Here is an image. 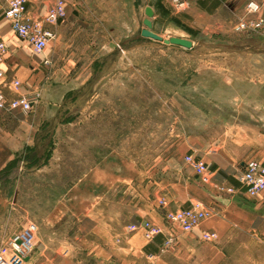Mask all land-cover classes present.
Wrapping results in <instances>:
<instances>
[{"label": "crops", "instance_id": "0c3cea01", "mask_svg": "<svg viewBox=\"0 0 264 264\" xmlns=\"http://www.w3.org/2000/svg\"><path fill=\"white\" fill-rule=\"evenodd\" d=\"M54 1L26 0L28 16L42 20ZM63 1L64 18L56 23L42 22L55 36L43 52L37 53L27 40L13 32L4 16L6 3L0 0V40L6 46L1 68L6 83L19 81L15 91L3 89L8 98L23 95L32 104L28 111L21 107L0 110V202L4 210L2 213L0 210V218L3 220L18 211L22 213L21 220H25L30 215V202L36 204L38 216L45 218L37 225L32 253L18 264H217L222 259L218 255L219 247L207 245L201 238L204 232L213 231L218 237L219 233L237 229L264 238V190L249 196L238 181L249 160L264 164V93L255 94L256 88L264 91V28L243 38L246 41L240 49L222 50L216 45L209 51H197L198 58L205 61L236 55L254 62L245 67L216 64L208 70L228 84H244L246 88L242 98L236 95L232 100H220L221 104L230 105L231 112L230 119H221L228 123L222 125L214 139V148L207 140H200L196 148L192 147V156L206 164V172L196 174L193 166L180 157L173 158L177 168L172 166L165 176H159L158 161L152 164L150 175L144 176L136 162L123 161L107 153L51 198L41 188V182L35 180L44 179L48 170L61 169L64 163L16 161L20 154L37 147L44 131L42 126L56 119L53 109L69 91L82 88L95 77L94 88L105 83L109 67L102 62L116 51L119 43L125 44L120 52L126 54L129 50L126 42L130 46L134 44L132 50L139 49L143 39L158 42L140 34L145 27L147 6L153 11L149 18L151 31L164 37L157 28L159 22L173 18L191 29L198 28V34L204 33L206 37L223 33L250 0H208L212 4L209 6L198 5L199 1L206 0H186L184 12L173 17L168 8L170 0ZM161 10L168 11L167 15ZM259 15L264 18V1ZM169 22L176 28L165 35L167 38L189 39L191 35L187 31L172 20ZM191 41V48L166 45L192 55L196 54L197 43ZM242 100H262L258 106L262 120L259 126L240 118L238 107ZM95 101L99 104L105 100H87L88 122L95 123V108L93 111L90 108ZM58 132L56 128L55 134ZM92 134L94 138V128ZM11 166L17 169L14 177L2 182V176ZM220 185L231 186L234 191L221 190ZM161 197L166 199L168 209L185 208L199 200L213 206L214 214L191 231L182 232L176 226L167 225L163 209L158 206ZM51 200L55 202L54 207L47 211V202ZM142 220L160 225L165 233L172 232L173 243L164 247V235L149 241L144 239L141 229H128L130 224ZM19 231V228L4 229L0 222L1 244L6 245ZM4 252L8 258H15L9 249H0V253Z\"/></svg>", "mask_w": 264, "mask_h": 264}, {"label": "rangeland", "instance_id": "374dc122", "mask_svg": "<svg viewBox=\"0 0 264 264\" xmlns=\"http://www.w3.org/2000/svg\"><path fill=\"white\" fill-rule=\"evenodd\" d=\"M202 5L212 4L206 0ZM168 8L172 17L184 12L175 10L171 5ZM244 16H248L246 8L238 11L223 33L206 37L204 33L188 36L197 43L196 54L192 55L173 50L161 41L148 39H143L140 48L133 50L134 44L130 46V42H126L129 49L126 54H121L120 48L115 47L116 51H112L102 62L109 67L105 83L94 88L95 77L82 88L75 87L69 91L53 109L56 119L42 126L44 131L38 138L37 147L27 154H20L16 161L49 162L53 165L62 161L64 166L61 169H50L44 179L35 180L36 183L41 182V188L48 197L54 198L77 175H83L88 165L107 153L119 156L123 161L136 162L144 176L150 175L152 164L158 161L159 176H165L168 169L177 168V161L172 162L173 158L177 160L181 157L186 162L185 156L192 155V147L196 148L200 140L210 141L213 149L214 139L222 125L228 123L221 119H230V105L221 104L220 100H232V96L236 95L242 98L246 86L228 84L224 78L208 70L216 64L245 67L254 62L236 55L205 61L198 58L197 51H209L216 45L222 50L240 49L246 41L243 38L259 31H234V23ZM170 20H161L157 27L163 38L176 28ZM195 30L199 32L198 28ZM119 45L121 49L125 46L123 43ZM262 93V88L255 89L256 95ZM87 100H105L99 104L95 101L90 107L91 111L95 108L98 116L95 123L87 121ZM261 102L242 100L238 107L240 118L245 123L259 126L262 122L259 116ZM56 128H59L58 134H55ZM128 170L132 168L128 167ZM15 171L17 169L11 166L1 181L13 178ZM30 204V215H26L25 220H21L22 213L18 211L3 220L0 218L4 229L22 230L28 221L37 225L43 222L45 218L38 216L36 204ZM54 204L53 200L48 201L47 211L53 209ZM205 243L219 247L218 255L222 259L217 264H264V238L251 232L232 229ZM0 247L1 250L7 248L1 241Z\"/></svg>", "mask_w": 264, "mask_h": 264}, {"label": "built area", "instance_id": "2783aa9c", "mask_svg": "<svg viewBox=\"0 0 264 264\" xmlns=\"http://www.w3.org/2000/svg\"><path fill=\"white\" fill-rule=\"evenodd\" d=\"M6 8L4 16L8 18L11 29L21 39L27 40L37 53L43 52L48 42L54 38L55 34L50 29L43 27L42 22L56 23L65 16L63 0H55L48 9L42 20H33L27 14L26 0H4ZM264 0H250L246 4L248 16L241 17L233 25L236 32L257 31L264 28V18L259 15L262 2ZM170 5L175 10L186 8V0H170ZM118 47H120L118 45ZM6 46L0 40V110H10L21 107L23 110H30L32 104L25 96L8 98L4 92V87L15 91L19 86V81L14 79L6 83L4 72L1 68ZM185 161L193 166L196 174L200 175L206 170V164L192 155H186ZM238 181L250 196H256L264 190V164L256 160H249L238 176ZM221 190L229 193L234 191L231 186L220 185ZM167 201L164 197L158 199V206L163 209V217L167 225L176 226L182 232H189L197 227L201 221L214 214V207L204 204L199 200H194L188 207L178 209H168ZM130 231L141 229L144 237L151 241L158 235H164L163 246L168 247L173 243L172 232L165 233L163 228L150 220H142L139 223H132L128 226ZM37 231L35 222H28L21 231L13 234L7 241L6 247L14 254L15 258H8L0 253V264H18L20 259L31 253L33 249L34 236ZM217 235L213 231L204 232L201 236L204 241H213Z\"/></svg>", "mask_w": 264, "mask_h": 264}, {"label": "water", "instance_id": "95a60500", "mask_svg": "<svg viewBox=\"0 0 264 264\" xmlns=\"http://www.w3.org/2000/svg\"><path fill=\"white\" fill-rule=\"evenodd\" d=\"M145 14L147 18L143 19V25L145 26L140 30V34L142 37L151 38L157 41H161L164 44H172V45H178L183 48H191L192 47V41L186 38L171 36L169 38H163L161 35L153 32L150 30L152 24L149 20L150 17L153 15V11L151 7L147 6L145 8ZM121 49V47H119Z\"/></svg>", "mask_w": 264, "mask_h": 264}, {"label": "trees", "instance_id": "16d2710c", "mask_svg": "<svg viewBox=\"0 0 264 264\" xmlns=\"http://www.w3.org/2000/svg\"><path fill=\"white\" fill-rule=\"evenodd\" d=\"M198 3H199L200 5H202V4H203V1H199ZM202 6H203V5H202ZM161 13H162L163 15H167L168 11H166V10H161ZM171 20H172V22H173L175 25L181 27L182 29H184L185 31H187L190 35L195 36V35L198 34V32H197L196 30L191 29V28H189L188 26H185L184 24L180 23L178 20L173 19V18H172Z\"/></svg>", "mask_w": 264, "mask_h": 264}]
</instances>
